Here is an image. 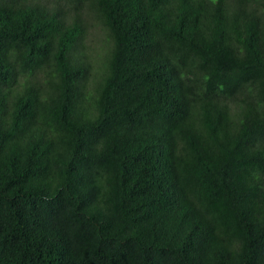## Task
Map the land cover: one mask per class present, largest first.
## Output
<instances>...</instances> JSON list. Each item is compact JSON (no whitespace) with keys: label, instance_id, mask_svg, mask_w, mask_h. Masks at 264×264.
<instances>
[{"label":"trees","instance_id":"obj_1","mask_svg":"<svg viewBox=\"0 0 264 264\" xmlns=\"http://www.w3.org/2000/svg\"><path fill=\"white\" fill-rule=\"evenodd\" d=\"M0 264H264V0H0Z\"/></svg>","mask_w":264,"mask_h":264},{"label":"rangeland","instance_id":"obj_2","mask_svg":"<svg viewBox=\"0 0 264 264\" xmlns=\"http://www.w3.org/2000/svg\"><path fill=\"white\" fill-rule=\"evenodd\" d=\"M105 39V31L102 29L101 25L96 24L94 27H91V29L89 30L88 34L85 35V44L88 46H86L89 49V53H91L90 57L92 59L93 62V72L95 71V69L98 67L100 60H101V53H100V57L98 56L99 52H101L103 44L105 42H103ZM102 46V47H101ZM90 47V48H89Z\"/></svg>","mask_w":264,"mask_h":264}]
</instances>
